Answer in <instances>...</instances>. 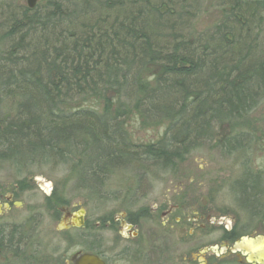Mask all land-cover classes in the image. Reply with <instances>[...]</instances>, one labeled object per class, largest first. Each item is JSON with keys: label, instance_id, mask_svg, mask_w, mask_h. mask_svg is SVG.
<instances>
[{"label": "trees", "instance_id": "1", "mask_svg": "<svg viewBox=\"0 0 264 264\" xmlns=\"http://www.w3.org/2000/svg\"><path fill=\"white\" fill-rule=\"evenodd\" d=\"M229 4L202 30L194 26L198 0L7 6L0 24V163L20 170L38 160L69 161L79 187L92 191L117 168L173 167L212 139L217 125L243 123L264 98V0ZM82 97L104 105L83 107ZM131 113L164 122L161 137L133 142L125 128ZM240 137L219 146L230 152ZM20 246L0 249L18 256Z\"/></svg>", "mask_w": 264, "mask_h": 264}, {"label": "rangeland", "instance_id": "2", "mask_svg": "<svg viewBox=\"0 0 264 264\" xmlns=\"http://www.w3.org/2000/svg\"><path fill=\"white\" fill-rule=\"evenodd\" d=\"M230 1L198 0L200 10L194 21L195 29L202 30L216 23L229 10ZM19 3L26 4V0H0V24L4 14L2 10L8 9L7 6L12 9L13 4ZM3 30L0 27V35ZM4 47L0 37V53ZM81 99L83 107H96L100 110L104 105V101L94 98ZM125 128L133 142L145 144L161 137L165 123L151 124L138 114L131 113ZM233 128L227 123L219 127L217 125L212 139L204 142L201 148L192 151L182 161L174 163L173 167L150 163L143 170L131 165L117 168L109 173L104 187L92 191L79 187L73 174V163L69 161L38 160L21 166L20 170L9 162L0 163L3 203L8 193H13L14 202H18L0 213V225L20 224L29 234L27 241L20 246L18 256L15 252L0 249V264H10L12 261L13 264H67L75 252L87 250L89 246L100 252L103 250L108 264H132L122 258L121 253H116L120 252L123 244L114 246L117 231L108 230L105 221L112 214L137 212L157 204L168 205L172 201L174 186L180 182L187 185L184 194L192 196L198 204L195 206H202L205 201L215 202L235 216L238 196L236 181L246 169L243 161L248 156L252 160L253 154L254 165L258 164L260 170L264 168V98L246 114L243 123ZM235 134H243L244 138H248L246 145L230 152L222 150L219 142ZM45 185H48L47 189ZM81 206L86 209L85 225L59 229V222L64 215L62 210L66 208L75 212ZM96 222L100 224L96 225ZM156 225L161 237L158 247L162 248V257H165L164 251L169 249L176 252L169 257L173 259L169 262L174 263V260L186 255L188 259H194L192 264H199L207 255L205 245L211 238L197 234L184 241L179 235H165L160 229V222ZM151 227L154 228L148 224L143 228L144 236Z\"/></svg>", "mask_w": 264, "mask_h": 264}, {"label": "flooded vegetation", "instance_id": "3", "mask_svg": "<svg viewBox=\"0 0 264 264\" xmlns=\"http://www.w3.org/2000/svg\"><path fill=\"white\" fill-rule=\"evenodd\" d=\"M45 1L47 0H38L35 7ZM13 5L15 7V4ZM23 5L29 8L27 1ZM246 141L248 138L240 137L239 146L234 150L242 149ZM248 155L249 153L246 154ZM252 160L248 156L243 161L246 169L236 181L238 196L235 216L230 215L226 208L215 202L205 201L202 206H195L198 204L194 202L192 196L189 193L184 194L187 185L180 182L174 186L172 201L168 205L157 204L137 212L124 211L118 215L112 214L109 220L105 221L108 230L117 231L114 246L123 244L120 252L116 253L118 255L121 253V257L132 264H192L194 259H188L186 255L177 258L174 263L169 262L173 260L169 257L176 253L172 249L164 251L165 257H162V248L158 247L161 237L157 233L156 225L160 222V229L169 237L175 234L188 241L194 235L202 234L206 238H211L205 245L207 255L199 264H264V168L260 170L258 164L254 165ZM247 164L250 166L247 167ZM13 196V193H8L6 202L3 203V195L0 192V213L9 210L12 204L18 203L14 202ZM62 212L65 215L70 211L64 208ZM98 224L100 223L96 222V225ZM148 224L154 228L151 227L144 236L143 228ZM69 228L80 227L69 225L62 230ZM27 233L20 224H2L0 244L9 242V246H13L14 243L22 245L29 238ZM98 251L97 254L108 264L103 250Z\"/></svg>", "mask_w": 264, "mask_h": 264}, {"label": "water", "instance_id": "4", "mask_svg": "<svg viewBox=\"0 0 264 264\" xmlns=\"http://www.w3.org/2000/svg\"><path fill=\"white\" fill-rule=\"evenodd\" d=\"M38 0H27V4L30 8H34ZM86 210L83 206L79 210L70 213L66 212L62 220L59 223V228H67L69 225L74 227H82L85 224ZM69 220V223H68ZM70 262L73 264H106L105 260L100 255L90 251H77L74 253Z\"/></svg>", "mask_w": 264, "mask_h": 264}]
</instances>
